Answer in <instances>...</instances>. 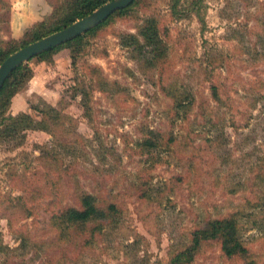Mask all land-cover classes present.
Returning <instances> with one entry per match:
<instances>
[{"label":"rangeland","instance_id":"1","mask_svg":"<svg viewBox=\"0 0 264 264\" xmlns=\"http://www.w3.org/2000/svg\"><path fill=\"white\" fill-rule=\"evenodd\" d=\"M139 2L89 38L75 65L67 50L52 64L31 61L34 76L10 113L55 112L51 133L0 140V264H168L206 220L231 215L248 260L208 242L190 264H264V0H203V23L187 7L173 17L169 0ZM151 17L163 60L150 61L143 46ZM7 18L0 9L4 38ZM83 86L89 116L76 93ZM170 89L190 95L185 115L176 116ZM149 130L174 142L146 154L136 143ZM80 191L117 208L89 244L50 223Z\"/></svg>","mask_w":264,"mask_h":264},{"label":"trees","instance_id":"2","mask_svg":"<svg viewBox=\"0 0 264 264\" xmlns=\"http://www.w3.org/2000/svg\"><path fill=\"white\" fill-rule=\"evenodd\" d=\"M8 1L9 0H7V2H0V9H3L6 14L8 13V18L2 20L4 22L7 21V30L5 33L7 36L6 38L0 36V64L12 53L45 36L62 30L73 22L86 17L110 0H64L63 2H47L46 0L47 5L50 7V12L45 15L42 20L36 22L30 28H27L18 39H14L10 36L11 4ZM139 1L140 0H134L128 7L114 12L105 21L87 31L85 34L35 56L13 70L0 89L1 141L21 142L22 140L19 139H22L25 135L24 133L29 130L48 133L52 131L49 121L52 119L50 114L55 112L54 108H49L51 112H46L43 108L41 109L40 107L33 106V109L42 116L40 120L34 119V117L27 112H19L16 115L10 113L12 99L34 76V70L30 66L31 61L35 60L37 63L52 64L56 54L63 50H67L71 65H75L78 56L87 46L88 39L101 32L102 29L115 18L126 15L134 6L141 3ZM168 3L173 17H181L179 14L181 12L180 9L187 7L189 11L198 16L200 23H203V18L200 17V12L204 7L203 0H190V2L183 3L182 0H169ZM141 36L144 39L143 46L148 47V53L152 54L150 61L158 58L163 60L166 48L161 40L158 22L155 18L151 17L146 21ZM128 43L130 45H135L137 42L134 40L133 44L126 42V44ZM129 44L128 46H130ZM136 46L137 45L134 47ZM140 47L142 48V45ZM142 57L145 58V56ZM87 68L93 70L96 76L99 75L94 67L91 68L89 66ZM76 89L77 95L81 96V104L84 107V113L86 116H89V93L84 89V86ZM168 91L173 94H170V96L173 100L172 104L173 108H175L176 116L178 117L180 113L185 115L191 105L190 95L184 94V97H182L180 96L181 94H176V92H173L171 89ZM212 94L214 100L219 103L220 96L216 86H212ZM173 142L174 138L171 135L166 138L165 135L159 131L149 130L147 137L138 141L136 146L142 152L149 154L152 151L166 149ZM257 161V164H264V153L258 157ZM262 182L264 186V176ZM75 197L77 205L59 208L57 212L50 216V223L61 233V236L65 233L68 234L67 231L71 229L80 231V233L86 237L84 243L89 244L94 235L101 234L105 226L113 224V216L117 212V208L115 204L112 203H108L105 208L99 207L96 203V197L88 192L80 191ZM262 206H264V202ZM239 218L240 217L236 215H231L206 220L203 225L191 233L189 245H186L180 251H176L170 258L168 264L192 263L202 245L208 242H218L222 254L228 259L239 258L241 260H248L249 250L245 246ZM248 264H252V262L249 260Z\"/></svg>","mask_w":264,"mask_h":264},{"label":"water","instance_id":"3","mask_svg":"<svg viewBox=\"0 0 264 264\" xmlns=\"http://www.w3.org/2000/svg\"><path fill=\"white\" fill-rule=\"evenodd\" d=\"M134 0H110L95 11L60 31L54 32L9 55L0 64V89L9 75L21 64L39 54L58 47L96 27L118 10L128 7Z\"/></svg>","mask_w":264,"mask_h":264},{"label":"crops","instance_id":"4","mask_svg":"<svg viewBox=\"0 0 264 264\" xmlns=\"http://www.w3.org/2000/svg\"><path fill=\"white\" fill-rule=\"evenodd\" d=\"M11 4L10 36L20 38L27 28L50 12L46 0H9Z\"/></svg>","mask_w":264,"mask_h":264}]
</instances>
